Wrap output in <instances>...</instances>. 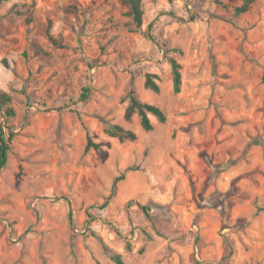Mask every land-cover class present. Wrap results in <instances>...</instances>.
I'll return each mask as SVG.
<instances>
[{"label": "rangeland", "instance_id": "obj_1", "mask_svg": "<svg viewBox=\"0 0 264 264\" xmlns=\"http://www.w3.org/2000/svg\"><path fill=\"white\" fill-rule=\"evenodd\" d=\"M241 4L141 0L140 28L123 0L0 4V264H264V0Z\"/></svg>", "mask_w": 264, "mask_h": 264}, {"label": "trees", "instance_id": "obj_2", "mask_svg": "<svg viewBox=\"0 0 264 264\" xmlns=\"http://www.w3.org/2000/svg\"><path fill=\"white\" fill-rule=\"evenodd\" d=\"M7 1L9 0H0V4L2 2H7ZM167 1L171 2V0H167ZM123 2L129 8V14L131 16L133 23L137 28H140L142 25V16H143L141 0H123ZM253 3L254 0H242V4L240 5V7L236 8L235 12L237 14L246 13L250 9ZM47 38L54 46H60L57 43V41L51 36L49 30L47 31ZM169 64H170V70L172 76L173 92L179 93L181 87V66L173 57L169 58ZM4 65L6 66L5 62ZM143 85L144 88L147 90H150L154 93L159 92L157 77L151 73H147L145 75ZM86 92L87 89H84L83 93ZM84 96L85 95H81V98L83 99ZM127 98L129 100V105L125 111V118L128 119L131 114H136L139 119V124L144 131L147 132L153 129V123L151 121V117L156 119V121L160 124L166 121V115L160 108L152 104L141 102L137 98L132 80L130 81V86L127 91ZM8 101H10L8 95L0 91V103H6ZM4 113L6 116H11L13 114L12 110L9 108L8 109L6 108ZM105 131L108 136L112 138H117L119 141H124V140L134 141L136 139V135L132 131L126 130L116 124L107 125ZM12 138H13V133L10 132L8 135H6L4 131V127L0 126V168L4 167L6 164L7 154L9 152L10 142ZM91 148L98 149V145L92 143L91 141H88V143L85 146V151ZM122 179H123V175H120L114 179L112 184L111 194H113V189L115 188L117 182L121 181ZM106 205H107V201L102 206L105 207ZM141 210L146 211L147 209L146 207H141ZM70 220H71V215H70ZM126 248L129 250V245H127ZM110 258L114 262V264H125L124 261L122 260L121 255L118 253L110 252Z\"/></svg>", "mask_w": 264, "mask_h": 264}]
</instances>
